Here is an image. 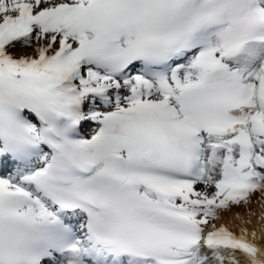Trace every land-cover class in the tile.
<instances>
[{
  "label": "snow or ice",
  "instance_id": "6c2138e0",
  "mask_svg": "<svg viewBox=\"0 0 264 264\" xmlns=\"http://www.w3.org/2000/svg\"><path fill=\"white\" fill-rule=\"evenodd\" d=\"M0 264H264V0H0Z\"/></svg>",
  "mask_w": 264,
  "mask_h": 264
}]
</instances>
